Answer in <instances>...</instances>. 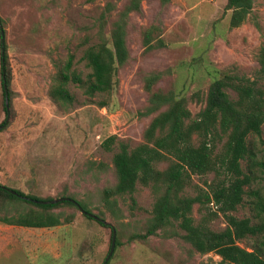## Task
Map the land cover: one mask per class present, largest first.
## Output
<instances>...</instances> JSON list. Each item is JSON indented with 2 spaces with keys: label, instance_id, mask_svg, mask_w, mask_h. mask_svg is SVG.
Listing matches in <instances>:
<instances>
[{
  "label": "rangeland",
  "instance_id": "rangeland-1",
  "mask_svg": "<svg viewBox=\"0 0 264 264\" xmlns=\"http://www.w3.org/2000/svg\"><path fill=\"white\" fill-rule=\"evenodd\" d=\"M127 1L0 0V30L10 73L9 120L0 129V184L42 198L68 196L83 202L90 213L115 229L119 243L106 264H217L219 255L197 252L176 224L146 240H128L130 234L145 231L152 215L150 187L137 183L133 193L116 196L111 205L104 201L102 190L116 181L112 157L117 142L130 147L141 143L157 113H143L149 73L160 74L153 90L184 96L193 116L204 106L210 83L223 72L264 86L259 62L264 0H251L245 20L237 27L229 24L232 9L225 10L227 0H170L163 6L159 0H142L140 10L131 12L127 20L130 57L119 68L116 87L88 98L70 83L73 103L61 106L53 101L48 89L68 53L74 54V67L86 74L83 50L98 43L101 35L110 38L113 22ZM107 3L113 8L104 14ZM228 93L235 96L231 90ZM4 98L0 75V123L5 117ZM101 102L105 106L100 107ZM111 135L117 139L107 150L102 143ZM254 140L262 155L264 125ZM215 179L214 172L192 174L187 192L207 190ZM256 186L264 191V176L252 183ZM248 200L246 193L244 203L231 214L250 217ZM7 206L10 214L29 207L14 201ZM209 210L216 207L210 204ZM52 211L62 224L31 228L0 222V264H102L110 248L111 228L87 218L76 206L61 204ZM205 213L193 206L196 221ZM208 226L222 229V214L213 216ZM251 243V238L239 241L247 249Z\"/></svg>",
  "mask_w": 264,
  "mask_h": 264
},
{
  "label": "trees",
  "instance_id": "trees-1",
  "mask_svg": "<svg viewBox=\"0 0 264 264\" xmlns=\"http://www.w3.org/2000/svg\"><path fill=\"white\" fill-rule=\"evenodd\" d=\"M159 1L162 6L170 2ZM141 2L128 0L113 22L110 38L107 40L101 35L98 43L83 50L81 59L89 69L86 74L74 67V54L68 53L48 89L53 101L61 106L73 103L75 97L68 87L70 83L83 89L88 98L97 93H108L116 87L119 68L130 57L126 44L127 20L131 12L140 10ZM112 8L113 5L107 3L104 14ZM250 8L251 0H227L225 10L232 9L230 26H239ZM148 41L147 38L145 42ZM259 62L264 73V47L260 49ZM0 75L3 96L4 77L9 100L10 73L6 54L1 61ZM159 75L158 72L149 73L144 84L149 96L143 113H157L145 128L141 143L130 147L127 142H117L118 150L112 157L116 181L113 186L102 190L104 201L109 205L115 203L116 196L133 193L137 183L148 186L154 194L152 215L145 231L130 234L129 241L146 240L158 230L176 224L184 232L182 238L197 252L219 255L221 261L217 264H264V191L260 186L252 187L253 182L264 176V148L259 155L254 140V136L261 135L264 125V86L223 72L210 83L204 106L193 116L184 96L152 89ZM228 90L235 96L231 97ZM99 105L103 107L105 103ZM3 110L5 117L0 125L5 123L7 114L4 100ZM116 139V135H111L102 146L110 150V144ZM160 163H166L162 169L158 168ZM209 172H214L216 179L208 184L207 190H200L195 195L187 192L192 174ZM245 186L249 188L245 189ZM246 193L252 215L239 218L231 212L244 203ZM32 199L53 198H42L0 184V222L31 228L53 227L63 222L53 208L61 204L76 206L67 200L42 204ZM13 201L29 207L20 211L16 209L15 214H10L7 203ZM75 201L90 213L83 202ZM210 204L216 210H209ZM194 205H198L200 212L206 210L208 215L202 214L196 221L192 216ZM218 213L222 214L225 226L215 230L208 226V221ZM96 221L112 227L109 223ZM247 238L252 239L250 249L239 245L240 240Z\"/></svg>",
  "mask_w": 264,
  "mask_h": 264
},
{
  "label": "water",
  "instance_id": "water-1",
  "mask_svg": "<svg viewBox=\"0 0 264 264\" xmlns=\"http://www.w3.org/2000/svg\"><path fill=\"white\" fill-rule=\"evenodd\" d=\"M0 33H1V53H0V55H1V61L3 62L5 51H4V37H3V30L2 29L0 30ZM3 89H4V93H5L4 104H5L6 111H7L5 123H7L8 120H9V100H8V97H7V85H6L5 81H4V77H3ZM5 123L0 125V129H1V127H3L5 125ZM8 190H10L12 193H15V191L12 190V189H8ZM32 200L34 202L42 203V204L56 203V202H59V201H62V200H67V201H70V202L74 203L78 207V209L80 210L81 213L87 214L90 217H92V218H94V219H96V220H98L100 222L108 223L104 219H101L98 216H96L95 214H92V213H89V212L83 210L74 199L69 198V197H58V198H53V199H48V200H36V199H32ZM111 228H112L111 244H110L109 251H108L104 261L102 262V264H106L107 263V261L109 260V258L113 254V251H114V248H115L116 233H115L114 227L112 226Z\"/></svg>",
  "mask_w": 264,
  "mask_h": 264
},
{
  "label": "crops",
  "instance_id": "crops-1",
  "mask_svg": "<svg viewBox=\"0 0 264 264\" xmlns=\"http://www.w3.org/2000/svg\"><path fill=\"white\" fill-rule=\"evenodd\" d=\"M8 225V224H7ZM14 226V225H13ZM24 227V226H23Z\"/></svg>",
  "mask_w": 264,
  "mask_h": 264
}]
</instances>
